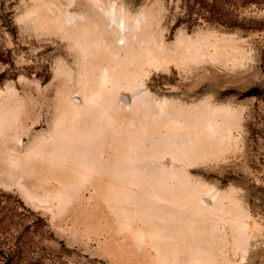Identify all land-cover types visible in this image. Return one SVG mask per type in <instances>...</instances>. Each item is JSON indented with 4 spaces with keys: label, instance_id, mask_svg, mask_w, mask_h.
<instances>
[{
    "label": "rangeland",
    "instance_id": "1",
    "mask_svg": "<svg viewBox=\"0 0 264 264\" xmlns=\"http://www.w3.org/2000/svg\"><path fill=\"white\" fill-rule=\"evenodd\" d=\"M227 6L0 0V264H264V0Z\"/></svg>",
    "mask_w": 264,
    "mask_h": 264
},
{
    "label": "trees",
    "instance_id": "2",
    "mask_svg": "<svg viewBox=\"0 0 264 264\" xmlns=\"http://www.w3.org/2000/svg\"><path fill=\"white\" fill-rule=\"evenodd\" d=\"M196 4L203 10H205L211 17L216 19L217 22L223 26L233 29V28H242L243 22L240 20L239 16L230 11L229 6L233 0H226L221 4L219 0H195ZM239 2H252V0H237Z\"/></svg>",
    "mask_w": 264,
    "mask_h": 264
},
{
    "label": "water",
    "instance_id": "3",
    "mask_svg": "<svg viewBox=\"0 0 264 264\" xmlns=\"http://www.w3.org/2000/svg\"><path fill=\"white\" fill-rule=\"evenodd\" d=\"M123 99H124V101H127V97L126 96H124Z\"/></svg>",
    "mask_w": 264,
    "mask_h": 264
}]
</instances>
